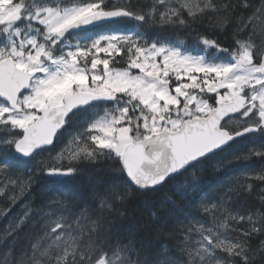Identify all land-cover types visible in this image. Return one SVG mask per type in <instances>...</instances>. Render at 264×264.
Wrapping results in <instances>:
<instances>
[{"label":"snow or ice","instance_id":"1","mask_svg":"<svg viewBox=\"0 0 264 264\" xmlns=\"http://www.w3.org/2000/svg\"><path fill=\"white\" fill-rule=\"evenodd\" d=\"M253 159L215 188L196 176ZM84 170L87 196L52 193L0 231V264H264V0H0V198ZM169 184L152 211L169 243L124 234L132 190Z\"/></svg>","mask_w":264,"mask_h":264},{"label":"trees","instance_id":"2","mask_svg":"<svg viewBox=\"0 0 264 264\" xmlns=\"http://www.w3.org/2000/svg\"><path fill=\"white\" fill-rule=\"evenodd\" d=\"M135 26V21L126 20L111 27L119 30H128ZM197 31L202 32L209 38H215V34L212 31H205L203 27L198 28ZM192 35L194 36L195 33ZM148 36L150 39L184 41L187 45H191L193 42L190 36L183 30L173 32V30L168 28H164L163 30L153 28L148 30ZM246 141L247 140H241L230 151L239 150L243 152L246 150L249 144V142ZM227 156L228 153H221L220 157H217L216 159H222ZM259 163L260 161L255 159L248 162L241 160L238 162H233L226 168H217L215 167L213 161H209L200 166V170L196 172V176L201 183V187L205 189H211L219 186L222 183H225L234 176H239L249 164L256 165ZM19 167L21 169V174L26 175L34 167V162L20 158ZM96 171L99 170L97 169ZM92 178L93 173L88 170H84L80 173L70 176H39L31 186V189L22 193L16 203L10 206V211L7 210L9 207L7 201L3 198H0V231H3L10 222L19 217L24 212L26 204L31 205L32 209L35 210L36 208L42 207V201H46L49 198V195L52 193L63 191L65 193H82L83 195L87 196L89 184ZM106 178L107 177L103 172H100L99 176L96 177L98 181H102ZM180 179L183 180L184 178L182 177ZM258 186L259 185H257V187ZM172 193V184H169L164 189H161L160 192L156 193L155 195H143L136 193L133 189L132 195L126 205L125 215L117 219L116 224L124 234L131 232L136 236L146 237L152 241L154 247L158 246L159 242L164 240V238L156 237L153 234L156 228L161 227V225L156 223L155 219L152 217L153 205L157 200L162 199L165 194L172 195ZM195 199L196 198L194 197L191 205L181 203L179 200L177 203L180 204L182 210L186 211L190 206L195 205ZM249 199L251 200V198ZM251 203L254 205L255 201L251 200ZM177 215H179V213H177ZM174 223L175 218L167 219V224L169 227L164 228L163 231H170L171 226ZM29 230L34 231V227L30 228ZM164 243L169 242L164 240Z\"/></svg>","mask_w":264,"mask_h":264},{"label":"water","instance_id":"3","mask_svg":"<svg viewBox=\"0 0 264 264\" xmlns=\"http://www.w3.org/2000/svg\"><path fill=\"white\" fill-rule=\"evenodd\" d=\"M21 159H23V160H30L29 158H23V157H21Z\"/></svg>","mask_w":264,"mask_h":264},{"label":"flooded vegetation","instance_id":"4","mask_svg":"<svg viewBox=\"0 0 264 264\" xmlns=\"http://www.w3.org/2000/svg\"><path fill=\"white\" fill-rule=\"evenodd\" d=\"M246 142H247V141H246ZM246 142H245V143H246ZM234 146H235V145H234ZM234 146H233V147H234ZM249 146H250V145L248 144V147H249Z\"/></svg>","mask_w":264,"mask_h":264},{"label":"bare ground","instance_id":"5","mask_svg":"<svg viewBox=\"0 0 264 264\" xmlns=\"http://www.w3.org/2000/svg\"><path fill=\"white\" fill-rule=\"evenodd\" d=\"M249 166V165H248Z\"/></svg>","mask_w":264,"mask_h":264}]
</instances>
